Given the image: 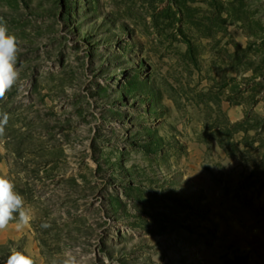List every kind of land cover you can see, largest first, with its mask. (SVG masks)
I'll return each instance as SVG.
<instances>
[{
	"label": "rangeland",
	"instance_id": "rangeland-1",
	"mask_svg": "<svg viewBox=\"0 0 264 264\" xmlns=\"http://www.w3.org/2000/svg\"><path fill=\"white\" fill-rule=\"evenodd\" d=\"M0 230L35 264H264V0H0Z\"/></svg>",
	"mask_w": 264,
	"mask_h": 264
},
{
	"label": "clouds",
	"instance_id": "clouds-1",
	"mask_svg": "<svg viewBox=\"0 0 264 264\" xmlns=\"http://www.w3.org/2000/svg\"><path fill=\"white\" fill-rule=\"evenodd\" d=\"M19 51V39L11 33L6 21L0 18V98L13 88L19 78L16 66L17 53ZM9 120L7 113L0 118V135L4 134L5 125ZM18 214V227H24L30 223L31 214L24 206L23 196L15 191L14 183L0 176V230H4ZM6 264H35L30 253L24 251H12ZM66 264L70 262L66 261ZM71 264H75L71 261Z\"/></svg>",
	"mask_w": 264,
	"mask_h": 264
}]
</instances>
